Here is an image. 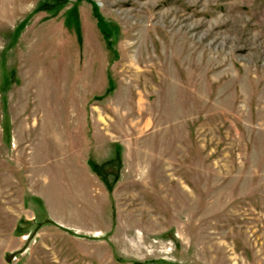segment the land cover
Here are the masks:
<instances>
[{"label":"rangeland","instance_id":"obj_1","mask_svg":"<svg viewBox=\"0 0 264 264\" xmlns=\"http://www.w3.org/2000/svg\"><path fill=\"white\" fill-rule=\"evenodd\" d=\"M0 264H264V0H0Z\"/></svg>","mask_w":264,"mask_h":264}]
</instances>
